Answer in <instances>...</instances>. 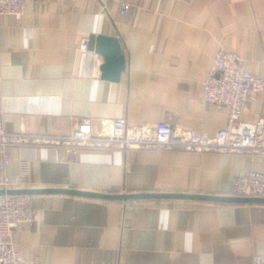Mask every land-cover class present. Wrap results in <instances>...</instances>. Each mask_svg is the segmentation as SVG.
Listing matches in <instances>:
<instances>
[{
	"label": "crops",
	"instance_id": "crops-1",
	"mask_svg": "<svg viewBox=\"0 0 264 264\" xmlns=\"http://www.w3.org/2000/svg\"><path fill=\"white\" fill-rule=\"evenodd\" d=\"M90 35L120 39L126 70L118 83L78 75L79 41ZM220 52L264 79V0H27L21 18L0 16V126L67 135L86 117L94 129L100 120L124 119L132 129L175 119L213 137L228 117L211 111L201 90ZM240 121L264 122V94ZM8 152L14 187L35 190L228 197L236 178L264 174V159L239 154ZM20 161L28 163L22 184ZM31 197L39 217L13 241L22 259L39 264H249L264 256V205Z\"/></svg>",
	"mask_w": 264,
	"mask_h": 264
},
{
	"label": "built area",
	"instance_id": "built-area-1",
	"mask_svg": "<svg viewBox=\"0 0 264 264\" xmlns=\"http://www.w3.org/2000/svg\"><path fill=\"white\" fill-rule=\"evenodd\" d=\"M27 0H0V16L21 18ZM128 9L121 5L120 14ZM80 58L78 75L84 78L100 76L101 57L87 49V38L78 45ZM89 58V59H88ZM264 94V79L245 70L241 58L220 52L212 61L207 78L202 84L201 100L213 112L223 111L228 117V128L213 137L194 133L175 119H164L157 124H142L129 128L124 119L97 121L94 129L90 117L76 119L67 135H39L9 133L0 126V191L16 188L8 176L12 156L10 148L52 147L78 155L82 150L149 151L156 153L185 152L196 154L247 155L264 159V122L254 124L240 121L247 103ZM28 175V163L19 162L16 183H23ZM14 187V188H13ZM230 197L264 199V174L249 172L236 178L229 191ZM39 217L31 195L0 196V264H39L34 259H22L16 250L13 233L31 225ZM249 264H264V256L251 257Z\"/></svg>",
	"mask_w": 264,
	"mask_h": 264
},
{
	"label": "water",
	"instance_id": "water-1",
	"mask_svg": "<svg viewBox=\"0 0 264 264\" xmlns=\"http://www.w3.org/2000/svg\"><path fill=\"white\" fill-rule=\"evenodd\" d=\"M87 49L101 57L100 78L109 82L118 83L122 73L126 70V60L122 52V44L118 37L104 35H90L87 38ZM37 194H68L93 199L108 201L146 200V199H168V200H192L211 203L229 204H260L264 205V199L237 198V197H213L204 195L187 194H132V195H104L97 193L80 192L62 189H16L0 191L3 195H37Z\"/></svg>",
	"mask_w": 264,
	"mask_h": 264
}]
</instances>
